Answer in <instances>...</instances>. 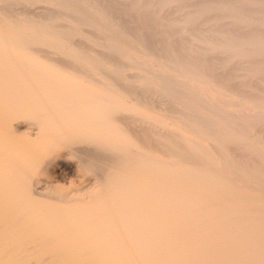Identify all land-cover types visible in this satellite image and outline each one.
I'll use <instances>...</instances> for the list:
<instances>
[{
  "label": "bare ground",
  "instance_id": "1",
  "mask_svg": "<svg viewBox=\"0 0 264 264\" xmlns=\"http://www.w3.org/2000/svg\"><path fill=\"white\" fill-rule=\"evenodd\" d=\"M0 264H264V0H0Z\"/></svg>",
  "mask_w": 264,
  "mask_h": 264
}]
</instances>
